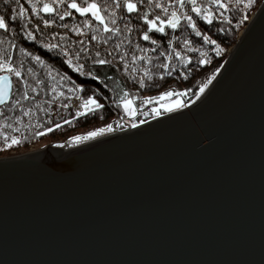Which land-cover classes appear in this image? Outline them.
<instances>
[{
  "label": "water",
  "instance_id": "95a60500",
  "mask_svg": "<svg viewBox=\"0 0 264 264\" xmlns=\"http://www.w3.org/2000/svg\"><path fill=\"white\" fill-rule=\"evenodd\" d=\"M219 68L135 129L0 157V264H264V0Z\"/></svg>",
  "mask_w": 264,
  "mask_h": 264
},
{
  "label": "trees",
  "instance_id": "16d2710c",
  "mask_svg": "<svg viewBox=\"0 0 264 264\" xmlns=\"http://www.w3.org/2000/svg\"><path fill=\"white\" fill-rule=\"evenodd\" d=\"M261 1L252 0L249 5L247 0H221L223 8L218 5L210 6L209 10L213 12L210 24L205 23L192 13L198 30L202 33L207 32L208 43L204 42L203 35L195 36L192 30L181 22L182 26L178 30H167L163 34L160 44L153 46L150 42L139 38V28L135 27L139 22L135 18L131 20L134 25L133 29L127 30L125 25L128 21L122 18L119 9L116 12L118 33L114 36L109 33L107 43L104 42L105 35L93 32L91 27L84 31L83 36L72 32L70 30L72 25L79 23L78 16L66 17L61 21L54 14H41L44 18L54 20L51 26H45L42 19L32 16L27 17V23L19 17L15 22L7 21L12 30L9 32L0 29V57L11 55L14 65L20 69L26 83L20 85L19 78L11 77L13 85L10 100L7 104L0 106V155L3 151L5 153L17 150L26 151L42 140H48L51 143L67 142L71 136H83L89 131L108 124L112 125L113 131L116 121L125 116L123 109L113 101L125 91L138 97L132 101L135 109H140L142 103L146 104L144 103L145 98H148L147 103H165L174 99H181L188 103V100L195 95L199 84L212 76L215 69L221 66L229 47L235 43L239 31L246 25ZM208 2L209 0H197V3ZM15 3L16 0H8L7 4L4 3V0H0V15L7 17ZM19 3L30 11L28 0H19ZM144 7L146 8L147 4H144ZM15 11L19 12V8H16ZM123 15L128 14L124 13ZM21 26H23V31ZM24 31L33 32L35 40H26ZM92 35H97L98 39L92 41ZM172 36H176L177 39L173 41L172 47L168 48L166 41ZM185 39L189 40L188 45L184 44ZM36 40L42 43L60 42L61 46L75 43L74 51H79V45L83 44L85 47H90L93 57L95 52L99 51L100 58L106 59L110 63L94 65L89 62L85 66V71H93L99 75V80L80 76L63 64V57L56 52L44 49L41 44L35 42ZM125 40L129 42L124 43ZM212 40H215L216 43H211ZM117 44H120L119 49L116 48ZM137 44L147 48L148 51L141 52L136 47ZM22 47L29 53L40 55L45 64L32 60L31 55L25 56L20 52ZM177 52L188 58L186 63L176 56ZM117 55L127 61V67L122 60L117 59ZM133 55H137L141 59L133 61ZM165 57L168 59L165 60ZM144 58H147V64L143 62ZM200 59L205 60L203 65L198 63ZM164 63L168 65L166 69L161 67ZM49 68L52 71H49ZM133 68L137 71L133 72ZM142 68L148 70L151 79L140 71ZM57 73L67 74L77 83H82L84 87L79 96L93 95L102 107L95 109L93 106V111L74 117L69 105L70 99L76 97L73 92L69 91L72 82L68 81L66 86ZM141 81H143L144 87L140 86ZM21 89L27 93L26 99L22 98ZM185 89H191V91L184 92ZM168 90H171L175 95L163 99H153L158 97L159 93ZM181 92L184 94L180 95ZM13 99L18 103L13 105L11 103ZM138 118L142 117L137 115L133 120ZM142 119L146 120V118ZM54 124L59 127H53ZM45 128L51 130L45 131ZM108 132L110 131L99 133L98 136ZM37 133L40 134L37 135ZM12 137H16L18 142L12 144ZM5 140L9 142L7 148L4 147Z\"/></svg>",
  "mask_w": 264,
  "mask_h": 264
},
{
  "label": "snow or ice",
  "instance_id": "6c2138e0",
  "mask_svg": "<svg viewBox=\"0 0 264 264\" xmlns=\"http://www.w3.org/2000/svg\"><path fill=\"white\" fill-rule=\"evenodd\" d=\"M4 3L7 4L8 0H4ZM247 3L250 5L252 0H247ZM29 8L26 9L19 3V0H16V3L12 5V8L9 11V15L7 17L5 15H0V29L5 31H11L12 29L9 27V23L7 21L15 22L17 17L27 23V17L32 16L34 18H40L43 20L45 26H51L54 23L53 19L44 18L41 14H54L58 16L61 21L66 17L70 16H78L79 23L73 24L71 27V31L83 36L84 31L89 29L93 30V32L100 33L105 35V43L108 42V34H112L113 36L118 33V18L116 15L117 9L121 10L122 18L128 23L125 25L128 31H131L134 25L131 23L132 18H135L139 23L135 25V27L139 28L138 36L141 40L150 42L151 45L156 46L159 45L161 40L163 39V34L166 33L167 30H178L183 22V25H186L188 28L192 30L195 36L200 37L203 35L204 42L208 43L209 36L207 32H201L197 28V24L194 21L192 13L202 19L205 23H211L213 18V12L210 11L211 5H218L223 8L224 5L221 3V0H209L208 3H197V0H28ZM144 4H147V7H144ZM19 8V12H16L15 9ZM173 10H169V9ZM124 13L128 15H123ZM64 26V25H62ZM21 30L23 31V26H21ZM24 37L28 41L35 40V36L31 31H24ZM159 34V37H157ZM54 35V34H53ZM63 39V37H62ZM98 39L97 35H92L91 40L96 41ZM176 36H172L170 39H167L166 43L168 48L172 47L173 41L176 40ZM37 44H41V46L48 50L49 52H56L59 56L63 57V64H66L69 68L72 69L73 72L78 73L80 76L91 77L92 79L99 80V75H96L93 71H85V66L91 62L94 65H104L106 63H110V61L106 59L100 58L99 51H96L93 57V54L90 51V47H85L83 44L79 45V51H74L76 45L75 43L68 46H61L60 42H47L42 43L39 40L35 41ZM128 40H125L124 43H128ZM189 40L185 39L184 44L188 45ZM211 43L215 44L216 41L212 40ZM137 48L140 49L141 52L146 53L148 51L147 48L142 47L140 44L136 45ZM116 48H120V44L116 45ZM72 49V50H70ZM215 51V49H214ZM20 52L25 56L31 55L32 60L38 61L40 64H45V61L41 58L40 55H35L29 53L25 48H20ZM111 55V53H109ZM176 56L180 58L185 63L188 58L182 56L181 53L177 52ZM118 60H122L125 67H127V61L123 60V57L117 55ZM141 59V57L137 55L132 56V60L136 61ZM168 58L165 57V60ZM143 62L145 64L148 63L147 58H144ZM199 64L203 65L205 63L204 59H200L198 61ZM163 68H167V63L161 65ZM49 71H52L49 68ZM137 69L133 68V72H136ZM144 73L145 76H148L151 79V74L147 69H140ZM0 102H7L10 100L11 88L13 85V81L11 77L19 78L18 83L20 85L25 84L26 80L22 78V72L18 67H16L13 63V58L11 55H5L4 57H0ZM220 72V68H216L212 73V76H215L216 73ZM159 75H163L162 73H158ZM60 80L65 82L67 86V82L71 81L72 85L69 88V91L73 92L79 99L80 105L76 110V116H81L85 113H89L93 111V106L95 109H99L102 107L100 103L94 99L93 95H87L86 97H80L79 93L83 89L82 83H77L73 78L67 74L60 75ZM181 75L183 73L181 72ZM212 76H209L207 80L203 83L199 84L198 88L195 91V95L192 99L188 100V104H192L193 100L200 97V95L205 91V88L211 82ZM39 83V81H37ZM140 86L144 87L143 81L140 82ZM22 91V98H27V93ZM35 91V89H33ZM191 89H185L184 92H189ZM184 92H181L180 95H183ZM175 94L171 91H164L159 93L158 97H154L153 99H163L165 97H172ZM138 99L135 95H130L128 92H123L122 95L113 101L114 104L120 106L124 113L128 117L137 116L136 110L132 107L131 101ZM148 102V98L144 99V103ZM13 105L17 104L18 101L11 100ZM67 107V105H64ZM143 107V103L141 104ZM185 105L182 103H174L171 105H160V109H163V112L157 108L152 109V113L155 116H161L164 113L171 112L175 108H184ZM141 116H148L151 118V114L148 112H143L140 114ZM66 123V122H65ZM122 123H124L122 121ZM145 123L142 118H138L135 120H131L129 123H124V127L128 128L129 126L135 129L138 124ZM53 127H59V125H53ZM51 129L45 128V131H50ZM112 131V125L108 124L102 128H97L93 131H89L85 133L83 136L75 135L69 137V141L71 142H79L84 139L87 140L89 138L95 137L99 133ZM40 133H37L39 135ZM16 137L11 138V143H17ZM9 146V142L5 140L4 147L7 148Z\"/></svg>",
  "mask_w": 264,
  "mask_h": 264
},
{
  "label": "rangeland",
  "instance_id": "374dc122",
  "mask_svg": "<svg viewBox=\"0 0 264 264\" xmlns=\"http://www.w3.org/2000/svg\"><path fill=\"white\" fill-rule=\"evenodd\" d=\"M262 2V1H261ZM260 2V3H261ZM260 5V4H259ZM258 8V7H257ZM256 11V10H255ZM254 13V12H253ZM248 22V21H247ZM247 24V23H246ZM245 27V26H244ZM243 27V28H244ZM242 28V29H243ZM241 29V30H242ZM240 30V31H241ZM239 31V32H240ZM234 45V44H233ZM233 45L232 46H230L229 47V49H228V51H227V54H226V57H227V55L229 54V52L231 51V49H232V47H233ZM225 57V58H226ZM1 74H3L2 72H1ZM195 100V99H194ZM193 100V101H194ZM70 101H71V99H70ZM172 101V100H171ZM170 101V102H171ZM169 101L168 102H162V103H146L145 105H143V107L144 106H148V105H150L149 106V108H150V110L149 111H145V112H148V113H150L151 114V118H149L148 116H141L140 114L141 113H143V112H139V110L140 109H135V107H134V105H133V103H132V101H131V104H132V107L136 110V112H137V115L139 116V117H142V118H146V120H149V119H152V118H155V117H158V116H155V114H153L152 113V109L153 108H157V109H159L160 111H162L163 112V109H160V105L161 104H164V105H171V104H174L173 102H171L170 103ZM180 103H182V101L180 102ZM182 104H184L185 105V107L187 106V105H189L188 103L187 104H185V103H182ZM69 105H70V102H69ZM142 108V107H141ZM70 109H72L71 108V105H70ZM178 109H180V108H175V109H173L172 111H176V110H178ZM72 112V111H71ZM72 114H74L73 112H72ZM164 114H166V113H164ZM163 115V114H162ZM136 117V116H135ZM135 117H128L126 114H125V116L123 117V119H121V120H118V121H116V123H115V128H114V130L113 131H110V132H108V133H105V134H102V135H96L95 137H92V138H89V139H87V140H83V141H79V142H71V141H67V142H63V143H53V144H56V145H60V146H62V147H69V146H75V144H82V143H86V142H89V141H92V140H94V139H97V138H99V137H101V136H104V135H107V134H109V133H112V132H114L115 130H118V125H119V123H122V121L124 122V123H129L131 120H133ZM146 120H144V121H146ZM124 123H122L123 124V126H124ZM130 127V126H129ZM125 129H127V128H123V129H121V130H125ZM120 130V131H121ZM119 131V130H118ZM49 144H51V142L50 141H48V140H42V141H40V142H38L37 144H35L34 146H32L30 149H28V150H17V151H10V152H7V153H5L4 151H3V153L0 155V157H10V156H16V155H20V154H24V153H28V152H32V151H36V150H39V149H42V148H44V147H46V146H48Z\"/></svg>",
  "mask_w": 264,
  "mask_h": 264
},
{
  "label": "built area",
  "instance_id": "2783aa9c",
  "mask_svg": "<svg viewBox=\"0 0 264 264\" xmlns=\"http://www.w3.org/2000/svg\"><path fill=\"white\" fill-rule=\"evenodd\" d=\"M181 101H177L174 103H180ZM182 103H185L184 101H182ZM70 105H71V111L74 113V115L76 116V110L79 108L80 105V99L78 97H73L70 101ZM150 105L143 107L139 112H145V111H149ZM77 117V116H76Z\"/></svg>",
  "mask_w": 264,
  "mask_h": 264
},
{
  "label": "bare ground",
  "instance_id": "6f19581e",
  "mask_svg": "<svg viewBox=\"0 0 264 264\" xmlns=\"http://www.w3.org/2000/svg\"><path fill=\"white\" fill-rule=\"evenodd\" d=\"M124 128V126H123V124L122 123H119V125H118V130L120 131L121 129H123ZM61 144V143H60ZM76 145H79V144H75V146ZM65 148H67V147H65Z\"/></svg>",
  "mask_w": 264,
  "mask_h": 264
}]
</instances>
